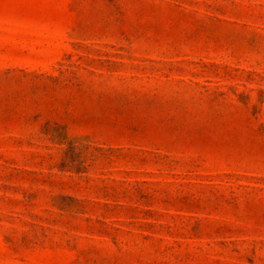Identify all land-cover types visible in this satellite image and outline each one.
I'll return each instance as SVG.
<instances>
[{
  "label": "rangeland",
  "instance_id": "obj_1",
  "mask_svg": "<svg viewBox=\"0 0 264 264\" xmlns=\"http://www.w3.org/2000/svg\"><path fill=\"white\" fill-rule=\"evenodd\" d=\"M0 264H264V0H0Z\"/></svg>",
  "mask_w": 264,
  "mask_h": 264
}]
</instances>
